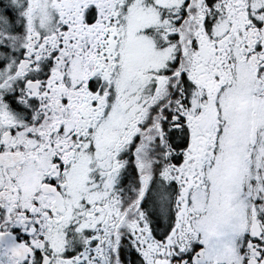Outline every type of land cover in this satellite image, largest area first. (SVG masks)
Segmentation results:
<instances>
[{
    "label": "snow or ice",
    "instance_id": "1",
    "mask_svg": "<svg viewBox=\"0 0 264 264\" xmlns=\"http://www.w3.org/2000/svg\"><path fill=\"white\" fill-rule=\"evenodd\" d=\"M0 264H264V0H0Z\"/></svg>",
    "mask_w": 264,
    "mask_h": 264
}]
</instances>
